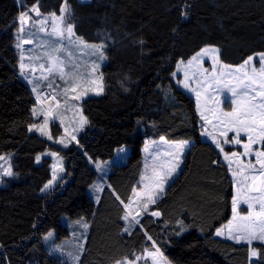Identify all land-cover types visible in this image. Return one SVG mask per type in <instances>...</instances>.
<instances>
[{
    "label": "trees",
    "instance_id": "obj_1",
    "mask_svg": "<svg viewBox=\"0 0 264 264\" xmlns=\"http://www.w3.org/2000/svg\"><path fill=\"white\" fill-rule=\"evenodd\" d=\"M64 1L0 0V155L14 154L13 175L0 187V264H71L45 241L49 232L56 240L70 234L64 217L89 224L78 264H114L153 245L173 264H264V242L253 244L251 259L247 243L215 234L231 218L233 180L202 138L195 99L172 78L179 61L207 46L232 65L264 52V0H67L77 35L105 45L108 57L104 94L84 101L89 123L80 147L68 148L31 132L37 98L21 75L17 47L22 12L37 5L41 14L59 13ZM162 136L194 144L151 207L159 215L132 223L123 219L124 204L143 170L144 142ZM123 146L130 148L126 162L105 174L108 185L92 198L89 187L99 178L92 161L109 160ZM50 149L61 154L66 174L43 193L52 159L38 164L37 157Z\"/></svg>",
    "mask_w": 264,
    "mask_h": 264
},
{
    "label": "rangeland",
    "instance_id": "obj_2",
    "mask_svg": "<svg viewBox=\"0 0 264 264\" xmlns=\"http://www.w3.org/2000/svg\"><path fill=\"white\" fill-rule=\"evenodd\" d=\"M64 6L65 1L62 7ZM67 6L70 9L68 1ZM34 7L38 8L39 10V7L35 5L33 7L27 8L24 12H22L27 13L28 16L31 17V19L25 23L24 30L22 32L20 31L21 25L18 18L19 38L17 44H21V47L18 48L19 56L21 57V53H23V62L29 66L23 70V74L21 75L32 88V90L33 88L36 89V91L33 92L35 93L37 98V105L33 108L36 109V112L33 113L37 119V122L33 125H43L46 117L48 120V124L44 129L45 134H42L35 128H32V126L31 132L37 133L39 136L47 139L53 145L68 148L71 145L76 144L78 147H80L78 144V135L85 129V127L89 123V120L84 113L83 103L90 97H98L103 95L105 91L103 68L108 62L106 46L102 44L104 46L102 49L103 55L106 57V59L101 60L100 54L97 53L94 48L85 47V45L101 44L89 42L84 38L78 36L75 32V28L73 29L75 32V36L82 38L84 44L75 42V37H73L72 42L67 39H61L60 37H57L53 34L54 26L63 28L67 23L73 24L70 20V12L61 13L60 11L59 13H55L57 17L61 15H64L65 17V24H58V21H56L55 18L51 15L53 13H40V15L37 16L35 12L31 11V9ZM25 40L31 42L22 43ZM56 48H60L61 51H53V49ZM205 48L219 50V48L217 47L207 46L194 54L191 58L179 61L176 65L172 78L179 88L190 94L195 99L197 112L201 117L202 138L206 141H210L213 145H215L222 156V160L228 166L234 184L233 199L236 198L237 200V212L240 216H246L249 212L253 211V209L249 208L248 204L244 201L248 200L249 203H252L255 206V211H259V204L256 202V200L249 198L259 197L261 193L250 191L247 188L242 187L241 184H237L236 180L242 179V177H233L232 173L236 170V165L234 163L232 167H229V162L225 159V154L231 156V153L233 152L243 153L244 149L242 145H237L231 142L233 137L235 136L234 132L227 133V139L229 143H224L225 137L222 136L221 133L226 129L224 125L220 123V114L221 111H231L234 105H230L225 101V96H230V93L221 92L218 90L223 88V84H220L218 86L214 83V81L217 78L227 79L230 80L233 85H236L238 81L233 77H243L244 71H246L249 76H252L253 67H255L257 72H259L261 64L259 62L258 54L260 53L252 55L254 57L252 63L246 66L244 71L239 73H237L235 70L239 68L240 65H242L244 62L235 65L225 63L221 59L220 50L218 51V53L209 51L208 54L201 55L198 60L193 61L191 64L188 63L194 56H196L198 53H201ZM49 54L52 56H59V58L64 62L65 72L75 75L77 79H61L60 76L56 73L48 74L45 70H41V64L45 66V69L49 67ZM213 57H216L219 63H215ZM94 64L99 65V68L95 72L92 71ZM222 65H228L230 67L222 68ZM214 67L215 75H213ZM21 71L22 70L20 68V72ZM221 72H224L226 75L224 77H221ZM227 73H232V75L228 76ZM185 74H187V81H185ZM46 75L48 76V79L43 78ZM101 76L102 80L99 79V77ZM255 79L257 81L255 86L258 89L260 77L257 75ZM185 82L188 83L189 87H184ZM101 84L103 86V91L100 94H97L96 89L98 85ZM65 89H68L66 95ZM193 89H195L196 91H193ZM197 91L200 92L199 100L197 99ZM48 96L51 97L50 100H47ZM53 96H55V100L52 99ZM76 96H79L80 98L76 99ZM217 100L220 101L219 105H217ZM257 101H259V97H257ZM57 104L59 106H57ZM201 113H203V117H207V119H204L201 116ZM82 118H86L87 123L82 124ZM208 133H211V135H208ZM49 135L52 136V139L48 138ZM73 136H75L74 140L72 139ZM213 137H215L216 140L220 141V147H217V144L215 143ZM61 139H63V143L58 142ZM240 139L242 141H246V136L244 133H241ZM184 142H186L185 146L179 150L178 167L164 183L163 192L154 195L156 202L164 196L165 186L171 184L172 181L175 180L178 176V171H181L178 169L183 168L182 165L184 166L186 154L193 146L194 142L192 140H169L165 136H162L160 138H148L147 144H145L146 146H144V153L146 154V156H144L143 158V170L141 172L142 180L140 181V184H137L135 186L132 199L130 203H128L131 204L132 215H135L138 221H140L144 214H152L154 212L151 209L153 204H148L147 210H144L142 207V204L147 200L146 193H150L154 190V181L152 179L154 176V169L156 172H161V165H166L169 161L175 162V153L177 151L176 146ZM262 142L263 141L253 145V151H264L261 148ZM221 147L223 148V151H221ZM145 149H147V151H145ZM53 153L55 155H52ZM129 153L130 148L128 146H123L117 148L115 155L109 160L99 163L92 161V166L96 169V171H98L99 174V178L89 187V193L92 198L96 200L99 198L103 188L108 185L105 174L110 171L114 165L124 164L129 156ZM0 156L4 157V159H0V187H4L8 183L7 180L12 177V175H4V172L6 169L11 168V171L13 173L14 154H2ZM44 157H50L52 159L51 178L49 179V181H52V185L48 189H45L44 186L42 191L43 193L57 188L66 174L64 160L58 151L54 149L47 150L45 153L39 156V160H37V163H42ZM232 159L235 160V158ZM241 159L245 164H247L249 160L255 163L254 154L248 157L241 156ZM54 165L55 168L53 167ZM256 167L257 169H259V165H257ZM54 172L56 174L55 180H53ZM250 174L252 173L247 170L244 172V175ZM49 181L46 184H48ZM66 182L67 180L63 182V185ZM145 185H148V188H146ZM256 186H261L259 181H257ZM155 191L158 192V189H155ZM125 205L126 204H124V207ZM138 205H140V207H138ZM126 211L128 212L129 209H126ZM232 218L233 204L230 220L217 229H223L224 234L218 236H223V238L229 239L228 229L225 226L229 225L231 222V226L235 228L236 224L243 223L242 221L238 220L233 221ZM128 220L132 223H136L131 219V216ZM63 221L68 224L70 234L61 240H56L53 232L51 237H48L47 234L45 236V241L48 246V250L51 252V254L55 255L61 260L68 261L71 264H78L80 256L85 248V241L88 235L87 233L89 224L82 219L70 221L66 217L63 218ZM129 221L128 223H130ZM85 224H87V228L84 227ZM233 235H236V233L233 232ZM46 237L48 238L46 239ZM241 242L247 243L244 240H242ZM256 242L262 241L254 240L251 245L247 243L250 247V252L253 248V244H255ZM157 249L159 250V253H161L167 260L168 264H173L165 255V253L156 245H153L151 248H147L143 252L136 253L133 256L127 257L118 262L128 264V262L131 261L133 262V264H153V260L149 256V253L155 252ZM250 258L254 259L255 257L250 255Z\"/></svg>",
    "mask_w": 264,
    "mask_h": 264
},
{
    "label": "snow or ice",
    "instance_id": "obj_3",
    "mask_svg": "<svg viewBox=\"0 0 264 264\" xmlns=\"http://www.w3.org/2000/svg\"><path fill=\"white\" fill-rule=\"evenodd\" d=\"M31 11L35 12L37 16L40 15V12L38 8H32ZM61 13H68L70 12L69 7L67 6V0H65V6L60 9ZM56 21H58V24H65V17L64 15H61L57 17L55 13L51 14ZM31 17L28 16L27 13H21L19 16L20 21V31L22 32L24 30L25 23L30 20ZM43 23V22H41ZM74 26L71 23H67L65 27L61 28L59 26L53 27V34L57 37H60L61 39H67L70 42L73 41V37H75V42L79 44H84V41L80 37L75 36L74 32ZM43 30V29H42ZM31 41H23L22 43H30ZM142 43V42H141ZM17 47H21V44H17ZM85 47L94 48L97 53L100 54V59H106V57L103 55V45H85ZM55 52L61 51L60 48L53 49ZM209 51H212L214 53H218V49H208L205 48L202 50L201 53H198L196 56L192 58L188 63L191 64L193 61L198 60V58L201 55H206L209 53ZM259 55V62L261 64V67L259 69V72H257L256 68H252V76H249L246 71H244L245 67L250 65L254 59L253 56H249L242 65H240L239 68H237L235 71L237 73L244 71L243 77L235 76L233 77L238 82L236 85H233L230 80L227 79H220L217 78L214 83L218 86L220 84H223L222 89H218L221 92H227L230 93V96H225V101L229 103L230 105H234L232 107L231 111H221L220 114V123L224 125L225 131L221 133L222 136L225 137L224 143H229L227 139V133L228 132H234L235 136L232 139V143L237 145L243 146V153H237L233 152L231 153V156L228 154H225V159L229 162V167H232V165L235 163L236 170L233 171L232 175L233 177H242V179H237L236 183L241 184L242 187L247 188L250 191L259 192L261 195L259 197H250L249 199H255L256 202L259 204V211H255V206L252 203H249L248 200H245L244 202L248 204L249 208H252L253 211L249 212L246 216H240L237 212V200L236 198L233 199V221H242L243 223L236 224L235 228L231 226V222L229 225H226L225 227L228 229V238L235 239L237 243L241 242V240H244L249 245L252 244L254 240H259L264 242V151L256 150L253 151V145L264 141V53H260ZM21 62H20V68H21V74H23V70L27 67L23 61L24 56L23 53H21ZM215 63H219L218 59L216 57H213ZM48 63L49 67L45 69V66L43 64L40 65L41 70H45L48 74L56 73L60 76L61 79H77V77L73 74H69L65 72L64 68V62L59 58V56H52L48 55ZM228 65H222V68H229ZM99 68L98 64H94L92 71L95 72ZM206 71V70H205ZM213 75H215V67L213 69ZM226 74L224 72H221L220 76L224 77ZM228 76H231L232 73H227ZM260 77L259 82V88L255 86L257 81L255 79L256 76ZM44 79H48V76H44ZM100 80H102V76L99 77ZM185 81H187V74H185ZM78 86V85H77ZM184 87H189L188 83L185 82ZM74 90V88H73ZM33 91H36L35 88H33ZM103 91V86L98 85L96 92L97 94H100ZM193 91H196L193 89ZM68 89H65V95L67 94ZM197 99L199 100L200 92L197 91ZM257 97H259V101H257ZM76 99H79V96L75 97ZM53 100H55V96L52 97ZM217 105H219L220 101L217 100ZM57 106H59L57 104ZM33 112H36V109H33ZM201 116L203 117V113H201ZM204 119H207V117H203ZM81 123H87L86 118H82ZM48 120L47 117L44 120V124L41 126L32 125V128H35L37 131L44 133V129L47 127ZM31 130V128H30ZM241 133H244L246 136V141H242L240 139ZM208 135H211V133H208ZM49 139H52V136H48ZM72 139H75V136L72 137ZM215 143L217 144V147H220V141L216 140L215 137H213ZM60 143H63V139L58 141ZM185 143H181L176 146V153H175V162L169 161L166 165H161V172H156L154 169V190L150 193H146L147 200L142 204V207L144 210H147L148 204H154L156 202L154 195H157L159 193L163 192V185L166 182V180L172 175V173L176 170L178 167V156H179V150L182 149L185 146ZM147 151V149H145ZM221 151H223V148L221 147ZM255 156V163H253L251 160L245 164L243 160L241 159V156L248 157L250 155ZM52 155H55L54 153ZM232 158H235L233 160ZM0 159H4V157L0 156ZM37 160H39V157H37ZM257 165H259V169H257ZM55 168V165L53 166ZM249 171L250 175H244L245 171ZM4 175L11 176L13 175L11 168H8L5 170ZM56 174L53 173V180H55ZM257 181L260 182V187H257ZM52 185V181H49L48 184L45 185V189H48ZM146 188H148V185H145ZM155 189H158V192L155 191ZM99 190V189H98ZM140 195V194H135ZM123 203V201L121 202ZM140 207V205H138ZM126 209H129V211L125 214L123 219L128 220L131 216V219L135 221L136 223H139V221L136 219L135 215H132L131 212V204L125 205ZM138 214V213H137ZM152 215H159L158 212H153ZM85 228H87V224L84 225ZM125 231L127 232L128 229L126 228ZM233 232L236 233V235H233ZM224 234L223 229H219L216 232V235H222ZM52 233H48V237H51ZM46 237V239L48 238ZM151 239V237H149ZM250 255L255 257L258 255V252L255 248L251 249ZM149 256L153 260V264H168L167 260L163 257L161 253H159V250L157 249L155 252L149 253ZM117 264H123V262H117ZM128 264H133V262L129 261Z\"/></svg>",
    "mask_w": 264,
    "mask_h": 264
},
{
    "label": "crops",
    "instance_id": "obj_4",
    "mask_svg": "<svg viewBox=\"0 0 264 264\" xmlns=\"http://www.w3.org/2000/svg\"><path fill=\"white\" fill-rule=\"evenodd\" d=\"M147 141H148V139L144 142V145H143V154H144V156H146V154L144 153V146H146L145 144H147ZM214 146H215V145H214ZM182 167H183V165H182ZM178 170H182V168H180V169H178ZM180 172H181V171H180ZM180 172L178 171V173H180ZM178 173H177V174H178ZM229 173H230V172H229ZM230 176H231V175H230ZM141 177H142V175H140V177H139L138 184H140V181L142 180ZM173 181H174V180H173ZM173 181H172V182H173ZM169 185H170V184H168V185L165 186V193H166V190H167V188L169 187ZM221 237H223V236H221ZM229 239H230V238H229Z\"/></svg>",
    "mask_w": 264,
    "mask_h": 264
},
{
    "label": "built area",
    "instance_id": "obj_5",
    "mask_svg": "<svg viewBox=\"0 0 264 264\" xmlns=\"http://www.w3.org/2000/svg\"><path fill=\"white\" fill-rule=\"evenodd\" d=\"M43 98H44V97H43ZM50 99H51V97L48 96L47 100H50Z\"/></svg>",
    "mask_w": 264,
    "mask_h": 264
},
{
    "label": "water",
    "instance_id": "obj_6",
    "mask_svg": "<svg viewBox=\"0 0 264 264\" xmlns=\"http://www.w3.org/2000/svg\"><path fill=\"white\" fill-rule=\"evenodd\" d=\"M242 241V240H241ZM239 243H242V242H239Z\"/></svg>",
    "mask_w": 264,
    "mask_h": 264
}]
</instances>
